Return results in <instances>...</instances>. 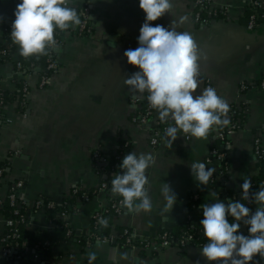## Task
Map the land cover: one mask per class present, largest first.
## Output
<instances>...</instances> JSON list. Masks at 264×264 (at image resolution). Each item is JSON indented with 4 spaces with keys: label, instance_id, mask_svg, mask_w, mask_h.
I'll list each match as a JSON object with an SVG mask.
<instances>
[{
    "label": "crops",
    "instance_id": "0c3cea01",
    "mask_svg": "<svg viewBox=\"0 0 264 264\" xmlns=\"http://www.w3.org/2000/svg\"><path fill=\"white\" fill-rule=\"evenodd\" d=\"M212 1L218 9L228 7L225 18L210 16L208 24H200L195 16V0H172L171 14L152 23L168 27L175 20L178 31L191 33L201 57L200 84L194 96L206 87H214L229 105V121L233 109L243 113L238 130L222 140L219 132L226 126H214L205 138L187 139L177 134L173 143L164 138L158 145H151L158 115L147 126L136 124L132 119L134 112L145 102L147 92L131 91L123 82L138 70L124 56L126 49L138 46L137 37L145 17L138 0H66L70 7L89 9L93 31L87 36L77 35L73 26L58 31L62 39L58 52L61 69L48 84H40L41 54L24 57L14 42L11 55H1L3 91L19 93L21 79L15 65L18 59L32 60L37 70L31 74L25 105L18 99L0 111V161L10 166L0 194L7 193L10 181L23 180L21 195L29 203L47 197L69 204L72 209L69 223L75 235H87L95 214L122 198L112 193L111 180L123 171L119 164L124 155L130 151L148 153L153 156L146 170L152 209L137 213L123 206L122 213L111 220V233L129 228L154 242L161 232L180 233L191 222L207 243L200 225L203 218L200 205L219 199L247 205L240 185L243 178L255 182L262 177L263 162L256 156L255 139L260 138L264 147V89L260 86L264 77V25L248 28L243 10L250 0ZM19 2L8 3L17 6ZM14 19V12L9 13L8 19H0V44L8 38L9 23ZM215 148L226 150L225 162L214 157L209 161ZM96 150L109 156L107 168L103 169L96 161ZM114 157L115 162L111 163ZM194 160L203 161L216 171L226 163L223 179L219 176L217 184L210 178L207 186L197 187L190 170ZM103 182L108 184L105 189L101 188ZM164 182L177 194L176 205L167 212L163 211L165 201L160 191ZM76 188L92 193L91 199L74 196ZM213 192L215 196L211 195ZM248 207L255 211L257 204L253 202ZM47 215L43 209L29 210L28 229L38 235L55 228ZM4 225L0 220V235ZM240 231L248 232L243 222ZM89 252L96 253L92 264H217L201 255L200 247L196 246L145 245L132 249L114 242L87 246L76 238L51 247L46 254L58 264H89ZM256 261L264 264L259 255L254 256L252 264Z\"/></svg>",
    "mask_w": 264,
    "mask_h": 264
},
{
    "label": "clouds",
    "instance_id": "9594fccd",
    "mask_svg": "<svg viewBox=\"0 0 264 264\" xmlns=\"http://www.w3.org/2000/svg\"><path fill=\"white\" fill-rule=\"evenodd\" d=\"M138 3L145 13L137 37L138 46L124 52L127 62L138 70L125 77L124 84L131 91L147 92V100L157 110L161 122L174 121L165 133L170 138L169 143L178 138L180 131L194 138H205L214 126H227L230 122L227 116L229 105L214 87H206L194 96L200 84L201 57L191 33L178 31L175 20L168 27L152 23L171 14L172 0H138ZM14 16L11 37L24 57L43 54L48 46L54 45L56 29L65 30L80 24L76 9L69 7L66 0H20ZM152 162L151 154L130 151L119 164L123 171L116 173L111 180L112 193L122 197V204L129 211L140 213L152 209L146 188V170ZM190 170L197 187L207 186L216 171L198 160L192 161ZM240 187L243 200L249 199L257 204L255 211L232 199L200 205L203 215L200 225L208 240L200 251L208 261L251 264L254 256L264 258V187L250 195V178H243ZM160 191L165 201L163 211L173 210L177 194L171 185L164 182ZM211 195L215 196V192ZM241 222L248 227V235L240 231ZM99 223L106 226L107 220L101 217ZM95 260L96 253L89 252V264Z\"/></svg>",
    "mask_w": 264,
    "mask_h": 264
},
{
    "label": "built area",
    "instance_id": "2783aa9c",
    "mask_svg": "<svg viewBox=\"0 0 264 264\" xmlns=\"http://www.w3.org/2000/svg\"><path fill=\"white\" fill-rule=\"evenodd\" d=\"M196 8V19L200 24H208L210 22V16H217L222 14V18L227 16L228 7H224L222 9H218L213 5L212 0H195L194 2ZM70 7V6H69ZM245 13L243 16L248 17V28L249 29H257L260 26L264 25V0H250L248 1L245 6L244 10ZM78 14L83 18L79 27L76 29V34L79 36H87L92 34V26L89 18V9L87 7H82L78 11ZM76 27V26H74ZM12 28V26H11ZM9 37L6 39L4 43V47L0 50V53L4 56L11 55V52L14 48L13 39L11 37V30ZM55 44L48 46V58L47 63L44 66V73L40 75V84L41 86H45L50 82L52 77L57 74L60 69L61 65L59 62V58L56 57V54L59 52V46L62 44V39L60 36L57 35L55 31ZM42 55V54H41ZM16 68L19 72L20 79H21V88L19 90L20 99L22 106L26 103V98L29 95V84L31 79V74L34 73L31 69L35 67L34 63L26 64L24 60L18 59L15 63ZM37 69L35 68V71ZM41 70V68H40ZM260 86L264 89V77L261 81ZM145 100H147V95ZM4 99L0 97V108L4 107ZM143 105H140L139 108L134 112L133 121L141 126H147L151 123V120L157 115V110L153 109L149 102L146 107V110H141ZM235 114V110H232L230 117ZM174 125V123H165L161 122L159 118L156 121V127L153 130V134L150 137V144L155 146L158 145L159 141L166 137V129L169 125ZM240 125L237 124L233 119L230 120L229 124L226 126V129L219 132V137L224 140L227 134H231L232 132L238 130ZM177 134L184 135L187 139L191 138V134H185L182 131L178 132ZM126 146H128L126 144ZM255 153L256 156L264 159V147L261 143L260 138L255 139ZM96 161L102 165V168H107L110 158L108 155H104L99 150H96L94 153ZM227 153L225 149L215 148L211 151V157L209 161L214 157L217 158L221 162H225ZM10 166L8 164L0 166V186L2 181L5 179L6 175ZM227 170V164L225 163L224 166L221 164V167L215 171L213 176L211 177L212 183H217L219 180L217 179L219 176L223 179ZM25 182L23 180H12L8 183V191L6 194H0V207L4 205L5 201H10L11 206L14 207L11 215H6L4 212L0 211V220L4 222V229L2 234L0 235V259L10 260L11 262L20 264L28 261H33L35 264H58V262L51 260L48 258L46 251L50 249V243L48 241L45 242H30L24 239V234L22 232V226L26 225L28 222V211L29 210H39L42 209L44 206L47 207H55L56 205L64 206L65 203L55 202V201H47L44 197H40L34 203H29L22 195L21 189L24 187ZM107 182H103L102 187L105 189L107 187ZM264 187V178L261 180L260 184L258 182H252L253 187ZM253 191L250 189V195ZM73 195L76 197H80L83 200H90L91 193L87 191H83L80 188H76L73 191ZM243 196V193H242ZM247 206H250L253 202L249 199H246ZM25 207L28 208L27 212H22L21 208ZM123 211V204L122 198L114 200L110 206L107 208L99 211L95 214L94 220L96 224V228H99V219L101 217L107 218L109 215L117 216L120 215ZM70 214L68 212H63L58 214L62 220L68 222ZM249 233H245L248 235ZM85 235L87 236L86 244L90 246L93 244V241L96 242H114L116 245L121 244L119 239H125L124 244L129 248H137L138 246H152L154 248H171V247H180L186 248L189 246H196L202 247L205 242H203L199 236L198 230L194 224L189 223V227L184 229L182 233L176 234L172 231H163L157 237V241L151 242L149 238L140 237L138 236L135 231L132 229L126 228L122 232L117 233H110L104 234L101 233H92L91 231L86 234L78 235V240L81 241L79 238L80 236ZM94 239V240H93ZM139 239V242L135 240ZM253 261L251 262V264ZM256 264H260L259 261L255 262Z\"/></svg>",
    "mask_w": 264,
    "mask_h": 264
},
{
    "label": "trees",
    "instance_id": "16d2710c",
    "mask_svg": "<svg viewBox=\"0 0 264 264\" xmlns=\"http://www.w3.org/2000/svg\"><path fill=\"white\" fill-rule=\"evenodd\" d=\"M74 8L76 9L77 13H78V11L80 9H82L80 7H74ZM79 18H80V23H81L83 18L80 15H79ZM216 18H222V14L217 15ZM245 19L248 22V17H246ZM90 22H91V20H90ZM79 25L80 24L72 25L73 27L72 26H70V27H72V29L74 31H76V29L79 27ZM74 26H76V27H74ZM91 26H92V30H93L92 22H91ZM55 31L57 32V35L61 37V32H58V31H60V29H56ZM9 35L10 34H8L7 37H9ZM13 44H14V41H13ZM4 46H5L4 44H0V50H2ZM14 47H15V44H14ZM48 54H49V51H48V47H47L46 51L41 55L40 63L42 65H41V70L39 71L40 74L44 73V69L43 68H44V66L47 63ZM1 55L2 54L0 53V58L3 59L1 57ZM56 57H58V54H56ZM22 60H24V62L27 65L33 63V62H31L32 60H29V59H22ZM35 68H36V65L31 70L33 72H35ZM21 85L22 84H20L19 87ZM0 97H2L4 99V104L3 105L5 107V106L17 101L18 99H20V93H12L11 94L9 92L3 91L0 88ZM147 105H148V102L145 100V102L143 103V108L141 110L145 111ZM4 107L0 108V111L2 109H4ZM231 118L237 124L241 125V122H243L244 116H243V113L240 110H235V114ZM227 136H228V134L226 135V137ZM260 160H262V162H263V168H262V174H261L262 177H260L258 179V181H255V182H258L259 184H260L261 180L264 178V159L260 158ZM114 162H115V157L111 159V163H114ZM6 163H7L6 161H0V166L5 165ZM258 189H260V187H258V186L251 188V190L253 192L257 191ZM91 196H92V193H91ZM44 198L47 201L50 200V201H55L56 202V200H53L51 198H47V197H44ZM13 209H14V207L11 206L9 200L5 201L4 205L0 207V211L4 212L6 215H11ZM42 209L45 210V212L48 214L47 215L48 218L50 220H52L56 224L55 228H53L50 231H48V230L43 231L42 233H39L37 235V234L33 233L31 230H29L26 225H24V226H22V232L24 234V239H26V240H28L30 242H38V241L45 242V241H48L50 243V248L51 247H57L61 243L67 242V241H72L75 238L78 240V235L77 236L75 235V232L73 231L72 227L70 226L69 221L66 222V221L62 220L60 217H58V214L63 213V212H68L69 213L72 210L70 208L69 204H66L64 206L56 205L53 208L44 206ZM27 210H28V208H25V207L21 208L22 212H27ZM113 217H114L113 215H109V217L107 218V225L106 226H102L100 224L98 229L96 228V224L94 222L91 232L92 233H99V230H100L101 233L110 234L112 232L111 231V220H112ZM188 227H189V222L185 224L184 229H187ZM123 230H124L123 228H120V232H122ZM180 233H182V232H180ZM180 233L177 232L176 234H180ZM87 238L88 237L85 236V235L80 236V238H79L81 240L80 243L85 245L86 241H87ZM124 241H125V239H122V238L119 239V242H121L122 245L124 244ZM135 241L139 242L140 240L136 239ZM95 242L96 241L94 240L93 243H95Z\"/></svg>",
    "mask_w": 264,
    "mask_h": 264
},
{
    "label": "water",
    "instance_id": "95a60500",
    "mask_svg": "<svg viewBox=\"0 0 264 264\" xmlns=\"http://www.w3.org/2000/svg\"><path fill=\"white\" fill-rule=\"evenodd\" d=\"M9 0H0V16L4 19H8L9 13H13L16 10V6H11V4L8 3ZM10 26H12V23H9ZM39 70V68H38ZM10 260L6 259H0V264L4 263H10Z\"/></svg>",
    "mask_w": 264,
    "mask_h": 264
}]
</instances>
